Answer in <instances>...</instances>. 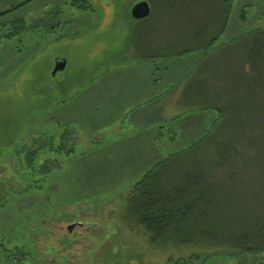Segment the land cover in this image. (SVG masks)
<instances>
[{"label": "rangeland", "instance_id": "obj_1", "mask_svg": "<svg viewBox=\"0 0 264 264\" xmlns=\"http://www.w3.org/2000/svg\"><path fill=\"white\" fill-rule=\"evenodd\" d=\"M22 1L0 0V12ZM140 1L144 0H92L90 10H79L70 0H32L0 17V159L21 131L24 140L45 133L54 145H63L56 154L60 165L52 162L64 172L54 189L66 202L76 201L64 210L77 213V217L70 222H51L46 231L53 237L49 246L57 248L61 233L77 223L71 230L68 257L74 264H82L89 254L94 255L96 264L103 263L108 254L116 256V264H174L170 259L191 255L198 258L193 264H264V251L240 254L199 242L181 246L152 243L143 228L129 224L121 211L126 194L148 167L134 166L133 161L117 163V156L110 162L113 155H104L99 144L107 135L108 124L102 121L110 119L112 113L117 115L121 107L114 84L119 80L121 87L122 82L140 85L135 73H130L135 64L144 61L162 67V75L167 66L172 72L166 74L168 80L179 83L180 91L185 88V92L199 71L203 73L199 80L203 89L189 98L193 103L173 106L165 116H190L187 122L194 128H200L201 118H212L202 136L198 131L197 137L188 134L184 139V130L180 131L183 138L173 149L199 143L210 130L217 140L225 139L233 148V159L219 167L217 174L230 177L234 173L239 183L223 190L227 195L218 208L221 216L240 219L249 226L255 217H264V3L145 0L150 13L136 19L131 10ZM255 36L263 49L259 62L263 90L251 97L246 113L234 116V120L219 117L214 106L216 102L224 104L231 93L228 79L245 61L243 44ZM58 58L66 60V68L53 76ZM212 94L225 99L214 102ZM230 96L233 98V93ZM165 139L168 141V136ZM215 147L200 144L196 154L208 159L216 155ZM105 158L110 166L102 164ZM162 158L156 153L154 162ZM12 166L0 164V198L6 196L10 185L24 187L21 180L12 179ZM33 198L21 197L16 207L0 212V241L7 246L14 245L23 230L36 226L33 221L27 225L18 219L20 212L29 210ZM9 238L13 243H7ZM35 239L36 247L43 248V240L38 235ZM54 253L44 255L49 258Z\"/></svg>", "mask_w": 264, "mask_h": 264}, {"label": "trees", "instance_id": "obj_2", "mask_svg": "<svg viewBox=\"0 0 264 264\" xmlns=\"http://www.w3.org/2000/svg\"><path fill=\"white\" fill-rule=\"evenodd\" d=\"M30 1L32 0H24L16 4L14 8ZM70 3L79 10L92 8V0H70ZM12 9L1 11L0 17L5 16ZM259 41L260 38L255 36L249 44H243L249 74L237 73L231 80L228 79L227 85L231 90L230 94L233 93L234 97L231 98L229 94L230 97L226 96L224 104L219 105L220 102H216V99L219 100L224 96L211 95L217 103L214 107L219 110V117H231L234 120V116L247 111L244 106L245 100L251 101L252 96L262 92L263 80L259 73V62L263 49ZM190 86L194 87V85ZM250 104L249 102L247 106ZM33 118H30V122ZM244 118L245 116L243 120ZM24 129L25 127L21 130ZM40 134L42 135L33 136L27 141L21 138V131L0 159L1 165L5 163L13 165L12 179L21 180L24 183L22 189H16L14 185L10 187L9 183L5 182L10 189L6 196L0 198V212L8 206L16 207V202L21 197L29 198L30 195H34L33 202L29 204V210L20 212L18 219L27 225L32 221L36 225L34 229L23 230L20 239L16 238L12 246H7L2 240L0 241V264L75 263L73 258H68L73 233L68 230V227L64 233H61L58 247L49 246L53 237L51 231H46L48 224L70 222L77 217V213L64 210V207L76 201L66 202L54 189L57 179L64 173H61V169L56 166L60 165L56 154L63 145H54L51 137L45 138L47 136L44 135L45 133ZM212 135L213 132L210 130L199 143L190 144L191 146L187 149L173 151L167 157L154 162L126 194L121 207L125 215L123 217H126L129 224L134 223L143 228L152 243L171 242L181 246L199 242L232 249L240 254L262 253L264 251V217H255L249 226L240 219L221 216L218 209L223 204L221 202L226 200L227 194L223 195V190L226 188L231 190L239 182L234 173H231L230 177L217 174L219 167L230 163L234 152L225 139L217 140ZM207 143L216 146V155L208 159L205 155L198 156L195 150L200 144ZM53 160L56 165L52 164ZM220 176L224 178L223 181L219 179ZM222 182H226L225 187ZM37 235L43 240V248L36 247ZM9 240L10 242L7 243H13V238ZM52 251L55 252L53 256L45 257L44 253ZM93 256L89 254L81 263L96 264ZM115 257L108 254L101 264H116ZM39 258L42 259L39 260ZM193 259L198 258L191 255L188 258L176 261L170 259V261L174 264H193Z\"/></svg>", "mask_w": 264, "mask_h": 264}, {"label": "crops", "instance_id": "obj_3", "mask_svg": "<svg viewBox=\"0 0 264 264\" xmlns=\"http://www.w3.org/2000/svg\"><path fill=\"white\" fill-rule=\"evenodd\" d=\"M260 1L264 3L263 0ZM243 51L245 53V50ZM231 53L229 54L230 56ZM214 63L215 61L212 65ZM217 63L220 65V62ZM196 64H198L197 61H195ZM133 67L135 68L130 73H135V77L140 84L139 87H136V84L132 85L131 82L129 84L122 82L123 86L121 87V82L117 80L114 88L121 107L118 109L117 115L113 116V113L111 114V121L108 118L102 121L108 124L106 127L107 135L100 140L99 144L102 153H105L104 155L108 153L113 155L111 159L105 158L106 162L102 163L106 167L112 164L108 163L107 159L110 162H114L115 156H117V163L133 161L134 166L139 165L150 168L156 160V153L160 154L162 158L164 153L180 150H175L180 145L179 138H183L179 134L180 131L184 130V139L187 138L188 134L191 135L190 137H197L196 135L198 134L196 133L198 131H200L199 136H202L205 126L209 125V120L212 118V116L201 118L200 128H194L189 126V121L187 122L190 116L175 119L171 116H165L166 112L172 111L173 106H178L182 103L186 105L188 102L193 103V100L189 101V98L193 97L195 91L203 89V84L199 81L202 79L203 73L199 71L196 73L194 83H190L194 87L190 86L189 90L185 92V88L180 91L179 83L172 84L168 80L166 74L172 72L167 66L165 67L167 70H164L165 74L163 75L161 74L162 67L149 65V63L147 64L144 61L135 64ZM241 67H236L233 74L230 72L229 80L237 73L249 74V67L245 61H242ZM212 88L216 87L213 86ZM248 103L249 101L245 100L244 106L246 107ZM187 125L190 133L185 132L187 131ZM166 136L169 138L168 141L165 139Z\"/></svg>", "mask_w": 264, "mask_h": 264}, {"label": "water", "instance_id": "obj_4", "mask_svg": "<svg viewBox=\"0 0 264 264\" xmlns=\"http://www.w3.org/2000/svg\"><path fill=\"white\" fill-rule=\"evenodd\" d=\"M150 10V4L147 1H140L132 7L131 15L136 19L144 18L149 15ZM66 64L67 62L65 59H56L51 74L55 76L57 73L63 71L66 68ZM76 224V222L69 224L68 230L71 231ZM78 224H81V222Z\"/></svg>", "mask_w": 264, "mask_h": 264}]
</instances>
